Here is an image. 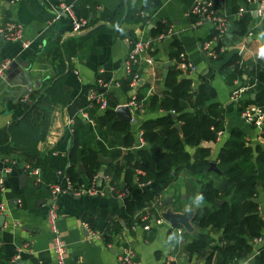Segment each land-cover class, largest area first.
I'll return each instance as SVG.
<instances>
[{
  "label": "crops",
  "instance_id": "obj_1",
  "mask_svg": "<svg viewBox=\"0 0 264 264\" xmlns=\"http://www.w3.org/2000/svg\"><path fill=\"white\" fill-rule=\"evenodd\" d=\"M10 1L0 0V30L3 24L12 22L21 27L22 37L21 41L16 42L0 38V61L11 62L0 79V139L3 138V133L7 135L9 125L20 119L22 103L31 102L29 96L34 103L41 94V107L36 108L39 111L44 109L48 114L44 137L36 144L34 152L22 153L13 146L9 137L0 149V178L4 187L0 201L4 199L7 202H19L18 206L8 208V215L0 227V264H53V253L49 249L51 235L45 222L50 203L46 184L57 181L55 171L66 173L68 169L76 174L80 181H88L79 161V151L82 147L96 152V161L100 165L98 176L100 169H103L104 176L106 165L112 162L111 151H119L116 160L120 163L123 155L130 154L137 160V152L148 149L146 146L138 151L131 150L136 144L139 132L142 133L140 126L145 121L160 118L164 114L162 111L144 109L143 112H133L128 108L136 123L133 126L127 123L131 140L130 145L126 147L123 145L122 136H113L110 130L112 123L122 121L116 120L114 116L100 129L95 122L106 110L114 112L117 107L125 106L129 101L131 91L128 84L127 87L121 88V83L127 78L123 61L129 50V41L149 42L139 65L134 68L139 76L135 88L136 97H161L167 70L175 63L173 42L178 43L181 52L194 67L192 73H180L179 78L190 80L192 90L196 89L201 81H206L212 87L214 98L211 102L222 109L223 130L219 131L221 135L217 136L216 133L213 139L198 145L199 148L208 149L209 163L215 161L232 130L241 133L246 146L258 148L264 153V129L259 132L239 118V104L229 100L231 91L237 85L233 83L234 80L231 84L225 82L224 75L228 74V70L223 72L221 69L222 65L236 54L242 64L258 62L264 71V60L255 55L261 42L257 37L264 31V21L257 22L254 13L249 12L251 6L246 4L245 0H213L216 13L224 18L226 25L225 37L217 42L218 53L221 55L219 62H212L202 49V45L212 39L208 38L213 33V26L203 19L189 15L196 0H62L70 6L75 19L87 21V29L79 34L71 33L69 18L64 15L55 18L56 5L61 1ZM127 1L129 5L138 8L134 16L139 21L124 20ZM120 8L122 17L118 18L117 10ZM239 8H245V12L240 16L237 14ZM240 19L243 23L239 27ZM157 26H162L165 32L169 31V35L162 40H156L152 31L156 30ZM166 63L168 67L164 69ZM24 71L28 72L33 83L32 89L26 94V102L16 99L19 90L24 86ZM57 79L60 82L52 98L51 94L44 90ZM100 89L104 91L99 92ZM94 92L102 95L107 108H97L90 115L87 113L89 96ZM83 113L87 119L82 117ZM77 122L80 123V129ZM75 127L78 130L77 140L81 145L76 148L73 164L68 159V152L73 144L70 137ZM100 147L105 156L99 153ZM186 151L190 153L191 158L194 157V148L186 147ZM99 158L110 162L102 165L98 162ZM25 166L40 169V186L33 185L32 179L23 170ZM79 167L81 173L77 172ZM4 168L9 169L7 175L3 174ZM209 173L212 175L208 178L217 184L220 174ZM22 175L26 176L25 180H22ZM134 176L141 181L145 173L134 171L129 183L123 182L122 175L119 178L117 191L124 195L122 200L112 195H61L58 198L56 225L59 238L66 244L64 264H117V256L123 242L132 246L137 264H163L168 256H174L172 264H204L205 258L202 259L195 253L188 255L185 249L192 241L193 235L198 232L193 222V234H187L180 227H170L165 223L153 226L149 232H143L141 225L127 233L120 231L115 220L129 226L133 217L153 201L145 202L130 213L126 211V203L141 199L143 192L148 188H139ZM105 179L108 180L109 177ZM147 181L151 183L150 180ZM197 181V178L180 172L162 193L164 199L169 197L173 212L183 211L190 198L198 193ZM254 200L258 215L264 221V187L260 183L256 185ZM195 209L197 208H194V211ZM86 213L87 216H84ZM88 216H91L90 223L94 227L91 228L101 233L100 239H88L81 228L84 220L90 219ZM111 229L116 232L117 240L110 236ZM176 230L183 232L184 239L179 245L168 240L169 234ZM205 232L211 240L209 247L223 245L218 242L219 232ZM120 233L122 234L119 235ZM259 237L264 241L263 231ZM211 244L213 245L210 246ZM259 247L260 245L249 242L248 253L243 254L244 260L240 264H251ZM215 254L212 253L208 264H215ZM14 256H17L16 260H12Z\"/></svg>",
  "mask_w": 264,
  "mask_h": 264
},
{
  "label": "trees",
  "instance_id": "obj_2",
  "mask_svg": "<svg viewBox=\"0 0 264 264\" xmlns=\"http://www.w3.org/2000/svg\"><path fill=\"white\" fill-rule=\"evenodd\" d=\"M125 7L124 20L139 21L134 16L138 8L129 5L128 1ZM117 16L118 18L122 17V8L117 10ZM242 23V19H240L239 27ZM152 33L153 36H157L165 31L162 26H157V29ZM215 36L216 32L213 30L208 39ZM224 37L225 35L217 39L214 45L216 56L214 60H211L212 62L220 61L221 55L218 53L219 43L217 42ZM135 42L129 41V48ZM172 47L175 50L173 57L176 61L181 49L177 42H173ZM221 69L223 72L228 70V74L224 75V81L228 84L237 80L238 85L253 86L245 93V99L238 103V114L242 108L251 104L264 111V71L260 63L242 64L240 57L235 54L222 65ZM179 75L180 72L174 63L167 70L164 79V92L160 98L155 96L146 99L141 96L136 97V101L142 104L143 109H158L164 114L157 120L145 121L140 126L142 138L148 149L138 151L137 160L133 159L130 154L123 155L120 163L116 160L119 151H111L112 162L106 165L104 176L109 177L110 184L114 185L116 189L119 188L121 175L123 182L129 183L136 170L145 173V177L141 181H151L141 199L126 203L128 213L143 206L145 202L150 203L158 194L163 193L178 173L185 172L186 176L197 178L198 192L203 194L205 203L202 208H197L194 211L192 222L198 232L193 235L192 241L186 246V252L188 255L195 253L202 259L205 258L204 264H208L213 252L216 253L215 264H240L244 260L243 254L248 253L249 242L261 236L264 229V221L258 215L257 204L254 200L256 185L260 183L264 187V153L258 148L252 149L246 146L241 133L232 130L213 162L220 173L218 183L214 184L213 180L208 178L209 175H212L207 172L208 149L199 148L198 145L208 142L215 137L217 132L223 130L222 109L211 102L214 98V91L206 81H201L196 89L192 90L190 80L179 78ZM129 81L130 76H127L126 80L121 83V88L127 87ZM59 82V79L53 81L50 87L44 91L51 96L54 95ZM252 95L253 99H251ZM29 100L31 101L29 104L22 103L20 119L14 120L9 125L7 135L6 133L2 134L0 149L4 147L7 137H9L14 147L20 149L22 153L28 154L34 152L36 144L43 139L48 112L44 109L39 111L36 108V106L41 107V94L38 95L36 102L32 103L30 96ZM95 109L97 106L92 104L87 113L92 115ZM170 112L176 116L175 121L168 116ZM113 117L114 113L106 110L102 117L95 120L98 129L106 126ZM176 123L181 124L180 136L173 129V125ZM77 126L80 129V123L77 122ZM110 130L113 136H122L121 139L125 147L130 145L131 137L127 123L114 122ZM77 131L75 127L70 137L73 144L68 152V159L72 163L75 161L73 156L76 148L81 145L77 140ZM262 136L264 138V133ZM153 146L160 150L154 149ZM186 147L194 148L193 158L186 151ZM99 153L101 156H105L101 147ZM79 157L84 169V177L89 181L100 168L96 161V152L82 147ZM66 174L72 182L82 183L70 169L66 171ZM217 201H222V203L216 204ZM88 217L90 219L84 220V223L90 228H94L90 223L91 216ZM205 231L219 232L218 242L223 245L209 247L211 240ZM251 264H264V252L260 251L257 256H254Z\"/></svg>",
  "mask_w": 264,
  "mask_h": 264
},
{
  "label": "built area",
  "instance_id": "obj_3",
  "mask_svg": "<svg viewBox=\"0 0 264 264\" xmlns=\"http://www.w3.org/2000/svg\"><path fill=\"white\" fill-rule=\"evenodd\" d=\"M17 0H11L10 3H13ZM245 3L250 5L249 12H253L257 22L264 21V0H245ZM55 18H58L60 15H64L70 20L71 24V33L79 34L85 29H87L88 24L86 20L75 19L71 13L70 6L64 2H58L55 8ZM245 12V8H239L237 14L240 16ZM189 15H193L198 19H203L209 22L216 36L211 40L205 42L202 45V49L205 52L206 56L210 60H214L216 53L214 50V45L220 37L224 36L226 33V25L223 17L218 15L215 10V5L213 0H196L193 7L191 8ZM169 31H166L163 34L156 36V40H162L169 35ZM1 38L8 42L21 41V27L18 24L12 22H6L3 24L2 29L0 30ZM148 41H136L131 48H129L128 53L123 61V70L126 76H130V81L128 83L129 90L131 91L129 101L125 106L132 110L133 112H143L142 104L136 101L135 88L137 87V81L139 76L137 72L133 69L139 65V60L144 52L148 49ZM26 47V44H24ZM11 62L9 60L0 61V79L3 78L5 72L8 70ZM175 67L181 74H190L194 71V67L191 62L187 59L186 55L183 52H180L177 55L175 61ZM99 83V81H97ZM237 85L229 95V100L234 104H237L241 101L245 93L252 88V85L243 84L238 85L237 80L233 81ZM104 87V86H103ZM22 102H26V96L22 99ZM92 104H95L99 110H106L107 104L104 98L99 93H91L89 96L90 107ZM163 113V112H162ZM173 114V112H170ZM84 119H87L86 114L83 113L82 116ZM239 118L247 125L253 126L259 132L264 129V111L262 108L256 105H247L239 113ZM217 136L221 135V132H217ZM147 145L142 138V133L139 132L137 136L136 144L131 148L133 151H138L145 148ZM24 172L32 179L33 185H41V171L38 168H32L25 166L23 168ZM9 169L4 168L3 174H7ZM57 177V181L54 183L46 184V189L48 192L49 205L47 207V212L45 215V222L47 230L51 235V240L49 244V249L53 253L54 261L53 264H64V255L66 250V244L59 238V232L57 229L56 221L58 219V205L57 200L61 195H70L72 197H104L106 195H112L117 199L122 200L124 195L122 192L117 191V189L109 183V179H105V176H98L95 174L88 182L74 183L72 182L67 174L63 171H55L54 173ZM134 181L139 188H146L150 186L149 181H140L137 176H134ZM101 183V184H100ZM4 193L3 181L0 178V194ZM18 201L7 202L4 199L0 201V215L4 218L8 215V208L12 206H18ZM164 197L163 194H158L152 201L151 204L147 205L142 211L137 213L133 217L131 225H126L124 222H119L115 220L116 225L119 226L120 231L129 232L134 231L137 225L142 226L143 232H149L153 226H160L164 224L160 218V213L164 211ZM15 224H13L14 226ZM81 228L86 234L88 239H100L101 233L92 230L86 223L81 224ZM110 236L113 239L117 240L116 232L111 229L109 231ZM264 232V229H263ZM120 233L119 235H121ZM252 244L260 245L258 249L264 252V241L262 237H257L251 240ZM211 244L210 246H212ZM255 251L254 256L259 254V250ZM17 256H14L12 260H16ZM175 260L174 256H168L165 258L163 264H172ZM117 264H137L135 260V253L131 245L126 242L121 243L120 252L117 256Z\"/></svg>",
  "mask_w": 264,
  "mask_h": 264
},
{
  "label": "water",
  "instance_id": "obj_4",
  "mask_svg": "<svg viewBox=\"0 0 264 264\" xmlns=\"http://www.w3.org/2000/svg\"><path fill=\"white\" fill-rule=\"evenodd\" d=\"M57 1H62V0H57ZM0 34V38H1ZM168 64H164V69H167ZM23 83L24 86L19 90L18 96L16 99H22L24 96H26L27 92L32 89V81L28 76V72L24 71L23 72ZM103 89H100L99 92H103ZM253 95L251 96V99H253ZM114 116L115 119L118 121L126 122L130 126L135 125L136 120L132 117V112L124 105L117 107L114 110ZM168 116L175 121L176 116L174 114H168ZM173 129L176 130L177 134L180 136V123H176L173 125ZM154 149L160 150L156 146H153ZM98 162L101 163L102 165H106L110 162V160L107 159H98ZM81 168L79 167L77 169L78 173H81ZM208 172H213L216 174H220L219 171L216 169L215 165L213 163H209V166L207 168ZM8 174V173H7ZM5 174V175H7ZM99 175H103V169H100ZM25 175H22V180H25ZM222 203L221 201H217L216 204ZM170 199L169 197H166L164 199V211L160 213V218L162 221L167 224L170 227H180L185 233L187 234H193L194 233V228L191 226V222L194 219V211L192 212H185L184 210L181 212H173L172 209L170 208ZM5 218L0 215V227H2L4 223Z\"/></svg>",
  "mask_w": 264,
  "mask_h": 264
},
{
  "label": "clouds",
  "instance_id": "obj_5",
  "mask_svg": "<svg viewBox=\"0 0 264 264\" xmlns=\"http://www.w3.org/2000/svg\"><path fill=\"white\" fill-rule=\"evenodd\" d=\"M257 39L261 41L259 46L256 49L255 55L258 59L264 60V31H261L258 34ZM204 196L202 193H196L193 197L190 198V201L185 205V212H192L194 208H202L204 206ZM183 232L182 230H176L173 233L169 234L168 240L175 241L177 245L183 242Z\"/></svg>",
  "mask_w": 264,
  "mask_h": 264
}]
</instances>
